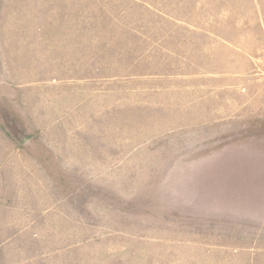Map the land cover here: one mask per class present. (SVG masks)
Listing matches in <instances>:
<instances>
[{"label":"rangeland","instance_id":"rangeland-1","mask_svg":"<svg viewBox=\"0 0 264 264\" xmlns=\"http://www.w3.org/2000/svg\"><path fill=\"white\" fill-rule=\"evenodd\" d=\"M0 264H264V0H0Z\"/></svg>","mask_w":264,"mask_h":264}]
</instances>
